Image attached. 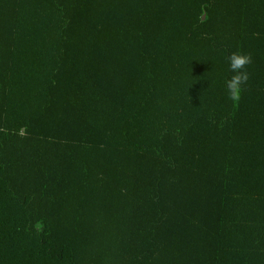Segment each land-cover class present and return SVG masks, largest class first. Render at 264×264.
Wrapping results in <instances>:
<instances>
[{"label":"trees","instance_id":"1","mask_svg":"<svg viewBox=\"0 0 264 264\" xmlns=\"http://www.w3.org/2000/svg\"><path fill=\"white\" fill-rule=\"evenodd\" d=\"M0 264H264V0H0Z\"/></svg>","mask_w":264,"mask_h":264},{"label":"clouds","instance_id":"2","mask_svg":"<svg viewBox=\"0 0 264 264\" xmlns=\"http://www.w3.org/2000/svg\"><path fill=\"white\" fill-rule=\"evenodd\" d=\"M229 60V71L233 73L230 79L225 81L226 93L233 102L239 101L244 86L250 79V73L247 66L253 63V57L250 53L236 51L231 54Z\"/></svg>","mask_w":264,"mask_h":264},{"label":"water","instance_id":"3","mask_svg":"<svg viewBox=\"0 0 264 264\" xmlns=\"http://www.w3.org/2000/svg\"><path fill=\"white\" fill-rule=\"evenodd\" d=\"M206 16H204V18H205Z\"/></svg>","mask_w":264,"mask_h":264}]
</instances>
